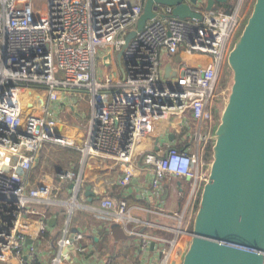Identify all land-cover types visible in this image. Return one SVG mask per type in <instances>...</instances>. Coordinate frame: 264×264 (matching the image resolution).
Segmentation results:
<instances>
[{
    "label": "built area",
    "instance_id": "built-area-1",
    "mask_svg": "<svg viewBox=\"0 0 264 264\" xmlns=\"http://www.w3.org/2000/svg\"><path fill=\"white\" fill-rule=\"evenodd\" d=\"M144 1L0 0V264H42L34 241L45 215L32 204L53 201L56 177L78 182L79 175L69 169L32 171L44 143L74 148L83 162L90 156L119 161L120 186L137 171V156L152 170L149 184L155 190L169 175L191 181L177 211L146 209L174 219L176 227L134 217L124 199L98 198L100 208L112 211L106 218L121 221L136 237L138 264L169 263L179 235H189L188 221L211 162L204 160L215 129L211 102L244 16V0H231L229 11L197 5L200 20L171 17V6L156 4L154 17L128 41L117 61L116 52L135 27ZM107 50L112 51L109 66L96 59ZM71 90L87 91L91 106L86 131L72 135L57 131L53 111L54 102ZM188 111L195 121L191 150L171 145L157 154L143 146L157 138L163 120ZM77 192L74 187L70 199L57 201L68 205V213L79 205ZM152 227L174 236L149 234ZM66 233L65 227L51 264H61L64 250L73 245ZM92 264H112V258Z\"/></svg>",
    "mask_w": 264,
    "mask_h": 264
},
{
    "label": "water",
    "instance_id": "water-1",
    "mask_svg": "<svg viewBox=\"0 0 264 264\" xmlns=\"http://www.w3.org/2000/svg\"><path fill=\"white\" fill-rule=\"evenodd\" d=\"M227 2L145 0L116 60L146 20L154 17L156 4L171 6V17L200 20L201 12L195 10L199 3L209 10ZM111 57L112 51L107 50L96 59L109 66ZM226 62L232 71L230 91L211 136L209 172L180 264H264V0L253 1ZM80 182L79 174L70 188L76 187L77 192Z\"/></svg>",
    "mask_w": 264,
    "mask_h": 264
},
{
    "label": "crops",
    "instance_id": "crops-1",
    "mask_svg": "<svg viewBox=\"0 0 264 264\" xmlns=\"http://www.w3.org/2000/svg\"><path fill=\"white\" fill-rule=\"evenodd\" d=\"M80 92L78 90L68 91L54 102L53 111L58 119V132L72 135L77 128L86 127L74 122L70 123L66 119L67 109L71 110L72 117L80 119L83 116L75 103ZM88 103L90 104L89 100ZM187 120L188 112H184L183 115L172 113L169 119L162 121L157 138L146 140L143 146L157 154H162L171 145L179 149L191 150L193 148L191 132L195 121H191V126H188V131H186L184 123ZM60 147L65 146H59L58 149L62 153L57 156V160L51 162L41 152L40 154L38 152L32 171L35 173L44 171L45 173V171L69 169L74 172V177L80 174V189L76 199L79 205L68 213V208L57 202L60 199L64 201L71 197L70 195L67 199H63V196L72 193L73 189L70 188L73 179L64 177H56L60 180L53 182L50 190V197L53 201L32 204L45 215L40 236L34 241L38 253L41 254L42 264H51L58 249L57 241L63 236L65 227L67 228L66 239L73 242V245H69L64 250L66 253L61 258V264H92L106 257L112 258V264L139 263L140 254L135 252L136 237L124 228L121 221L106 218V216H111L112 211L99 207L98 198L103 195L111 196L116 201L126 200L127 204L132 207L131 213L134 217L148 220L155 225L176 227L174 219L147 212L146 209L161 208L165 211H177L184 202L191 183L187 177L166 176L160 188L155 190L149 184L153 177L152 170L145 167L141 156H137L139 166L137 171L126 186H120L118 181L123 174V166L119 161L90 156L86 157L83 162V157L78 150L74 149L78 151L76 155L74 151L65 152ZM88 163L91 167L87 166ZM67 218L69 221L66 226ZM133 224V222H128L127 227H133ZM147 231L155 236L168 238L174 236L171 231H165L159 227H152ZM188 238L187 233L183 232L179 235L178 242L172 248L170 262L167 264H174L173 261L180 258L183 248L189 242ZM163 246L165 245H159L160 248ZM149 252H153L152 245Z\"/></svg>",
    "mask_w": 264,
    "mask_h": 264
},
{
    "label": "rangeland",
    "instance_id": "rangeland-1",
    "mask_svg": "<svg viewBox=\"0 0 264 264\" xmlns=\"http://www.w3.org/2000/svg\"><path fill=\"white\" fill-rule=\"evenodd\" d=\"M228 2H231V0H228ZM203 4L204 3H199V5L204 8ZM252 4H253V0H244V3H243L244 16H243V19L241 21V25H240L239 29L237 30V32L233 38V43L236 40V38L238 37L240 31L242 30V27L246 21V18L250 14ZM219 8H220V6H219ZM233 43H232V45H233ZM111 69L112 68H110V70ZM109 76L110 77L114 76V72H110ZM231 82H232V71L229 68L227 62L225 61L223 68H222V71H221L219 78L217 80V83L215 85V93L216 94L213 97L212 102H211L213 110H214V108L216 109V113H214V115H213L214 119H215L214 127H216V125L219 121L221 111L225 105V102L227 101L228 94L230 91ZM88 97H89V94L87 91H81L80 92V94L76 97L75 103L77 105L78 111H80V113H82L83 116L80 119L72 117L71 110L67 109V112L69 114L68 113L66 114V119L68 122H70V123L74 122L75 124H77L79 126L82 125V126L87 127L89 125L90 117H91V107H90V104L88 103V100H89ZM191 121L194 122V120L192 119V116H191V112L188 111V120L184 123V127H185L186 131H188L187 127L191 126ZM79 129H80V127L77 128L75 130V132L77 131V133H80ZM58 148H59V146H56L55 144L44 143L42 145L41 149L39 150V154L41 152L43 154V156H45L48 159V161L51 162L53 160H57V156L61 155L62 152ZM56 180H60V178H56ZM70 195H71V193L65 194V196H63V199H67ZM62 205H64L66 208L68 207V205H66V204H62ZM193 216H194V214H193ZM193 216L189 219V221H188L189 224L192 223ZM186 221H187V219H185V222ZM188 241H190V235H189ZM187 245L183 248L180 258L177 259L176 261H173L174 264H180V261H181L182 256H183V254L187 248Z\"/></svg>",
    "mask_w": 264,
    "mask_h": 264
},
{
    "label": "trees",
    "instance_id": "trees-1",
    "mask_svg": "<svg viewBox=\"0 0 264 264\" xmlns=\"http://www.w3.org/2000/svg\"><path fill=\"white\" fill-rule=\"evenodd\" d=\"M254 1V0H253ZM231 6H232V3L231 2H228V3H226V4H224V5H222V6H220V7H223V9L225 10V11H229L230 9H231ZM213 113H216V109L214 108V110H213ZM216 115V114H215ZM211 142V143H210ZM211 145H212V141H209L208 143H207V145L205 146V150H204V160L205 161H211V159H212V150H211ZM61 148V150H63V151H65V152H67V151H74V153L76 154V155H78V151L76 152V150H74V148L73 149H71V147H60ZM197 203H198V199H197V202H196V207H197ZM191 229H192V223H190L189 225H188V230L189 231H191ZM54 243V242H53ZM55 244V243H54Z\"/></svg>",
    "mask_w": 264,
    "mask_h": 264
},
{
    "label": "bare ground",
    "instance_id": "bare-ground-1",
    "mask_svg": "<svg viewBox=\"0 0 264 264\" xmlns=\"http://www.w3.org/2000/svg\"><path fill=\"white\" fill-rule=\"evenodd\" d=\"M245 18H246V17H245ZM245 18H244V19H245ZM210 143H211V142H210ZM70 204H71V203H70ZM56 240H57V239H56Z\"/></svg>",
    "mask_w": 264,
    "mask_h": 264
}]
</instances>
